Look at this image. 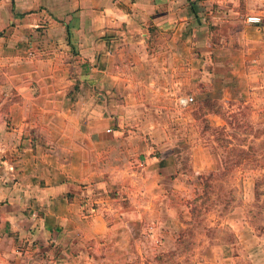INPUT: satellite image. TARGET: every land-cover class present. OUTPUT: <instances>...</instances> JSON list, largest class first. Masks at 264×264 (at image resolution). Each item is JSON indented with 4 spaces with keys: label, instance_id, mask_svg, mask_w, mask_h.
Returning a JSON list of instances; mask_svg holds the SVG:
<instances>
[{
    "label": "crops",
    "instance_id": "1",
    "mask_svg": "<svg viewBox=\"0 0 264 264\" xmlns=\"http://www.w3.org/2000/svg\"><path fill=\"white\" fill-rule=\"evenodd\" d=\"M186 89L224 112L264 90V0H0V264H54L29 250L110 230L84 204L110 186L184 188L175 156L193 138L170 125L197 121ZM191 155L195 175L225 169L205 146ZM240 204L225 218L236 245L210 241L192 264H264Z\"/></svg>",
    "mask_w": 264,
    "mask_h": 264
},
{
    "label": "rangeland",
    "instance_id": "2",
    "mask_svg": "<svg viewBox=\"0 0 264 264\" xmlns=\"http://www.w3.org/2000/svg\"><path fill=\"white\" fill-rule=\"evenodd\" d=\"M181 94L195 98L191 105L179 106L185 117L191 114L197 120L170 125L173 132L188 133L193 138L179 144L181 151L175 156L181 164L180 173L188 179L184 188L162 189L161 197L156 198L145 190L128 197L125 191L110 186L100 195V202L95 197L84 202L88 211L103 209L110 230L92 235L88 224L83 223L76 236L50 239L42 247L39 244L38 249L29 250L33 260L54 264H192L205 256L210 241L236 245L237 237L225 220L233 203H243V214L250 216L257 230L251 226L257 232L264 231V90L250 93L248 99L233 107L229 105L230 109L222 110V117L216 119L206 117L210 107L207 99L215 101L216 107L219 100L207 97L201 89H186ZM195 146L207 147L217 163L225 166L223 171H205L206 178L212 179L211 186L204 187L200 174L191 170Z\"/></svg>",
    "mask_w": 264,
    "mask_h": 264
},
{
    "label": "trees",
    "instance_id": "3",
    "mask_svg": "<svg viewBox=\"0 0 264 264\" xmlns=\"http://www.w3.org/2000/svg\"><path fill=\"white\" fill-rule=\"evenodd\" d=\"M208 100V103L210 104V107H208L207 108V111H210V113H217V114H223V112H222V110H221V108H220V106H218L217 105V107L215 106V105H213L214 103H215V101H212V100H209V99H207ZM202 104V103H201ZM199 105V109H201V107H202V105ZM207 104V103H206ZM209 106V105H208ZM222 112V113H221ZM199 178L201 179L202 178V183H204V187L205 186H211V182H212V179L211 178H206V175L205 174H200L199 175ZM257 183H258V180H257V182H256V186H255V189L257 190ZM228 207V206H227ZM181 240H182V237H180V240H178L179 241V243L181 242ZM182 242H184V241H182Z\"/></svg>",
    "mask_w": 264,
    "mask_h": 264
},
{
    "label": "built area",
    "instance_id": "4",
    "mask_svg": "<svg viewBox=\"0 0 264 264\" xmlns=\"http://www.w3.org/2000/svg\"><path fill=\"white\" fill-rule=\"evenodd\" d=\"M249 21L260 22L261 18L260 17H249ZM177 101H178L179 105L187 106V105H191L195 101V98L192 95H190V96L189 95H181V96H178Z\"/></svg>",
    "mask_w": 264,
    "mask_h": 264
}]
</instances>
